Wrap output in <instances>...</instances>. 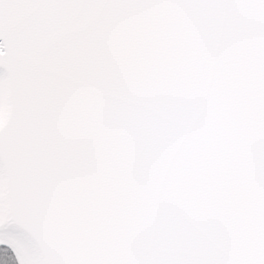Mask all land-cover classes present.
Returning <instances> with one entry per match:
<instances>
[{"label": "snow or ice", "instance_id": "snow-or-ice-1", "mask_svg": "<svg viewBox=\"0 0 264 264\" xmlns=\"http://www.w3.org/2000/svg\"><path fill=\"white\" fill-rule=\"evenodd\" d=\"M0 264H264V0H0Z\"/></svg>", "mask_w": 264, "mask_h": 264}]
</instances>
